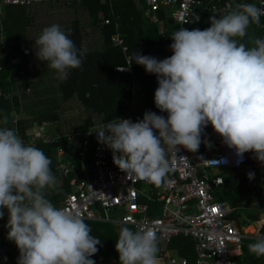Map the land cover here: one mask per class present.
Segmentation results:
<instances>
[{
    "label": "clouds",
    "instance_id": "9594fccd",
    "mask_svg": "<svg viewBox=\"0 0 264 264\" xmlns=\"http://www.w3.org/2000/svg\"><path fill=\"white\" fill-rule=\"evenodd\" d=\"M262 16L264 7L235 3L219 18L211 17L205 30L174 31L170 57L158 60L136 50L135 63L157 77L155 106L168 115L146 111L138 122L117 118L94 124L89 134L96 133L98 142L112 151L121 171L156 187L170 184L169 151L183 146L197 153L201 143L211 150L204 131L209 124L235 150L237 163L252 152L264 165V38L248 37L251 25L264 27ZM245 37L248 43L242 42ZM34 42L36 56L56 71L57 79L66 80L70 69L82 70L86 50L78 49L58 24L45 27ZM3 122L7 125V117ZM51 164L15 128L0 127V219L7 209V238L19 249L17 264H96L90 257L102 242L91 234L82 213L58 208L48 198L57 187ZM254 176L248 173L250 180ZM163 238L146 225L135 231L121 227L115 244L119 264H157ZM248 250L264 257V237Z\"/></svg>",
    "mask_w": 264,
    "mask_h": 264
},
{
    "label": "built area",
    "instance_id": "2783aa9c",
    "mask_svg": "<svg viewBox=\"0 0 264 264\" xmlns=\"http://www.w3.org/2000/svg\"><path fill=\"white\" fill-rule=\"evenodd\" d=\"M36 1L42 0H0V9L6 5L27 6ZM144 1L151 13L161 6L171 7L170 14L179 24L178 30L182 27L193 30L190 24L199 25L202 21L201 12L204 11L207 13L206 29L209 28L210 18L225 13L233 2V0ZM258 1L257 7H264V2ZM196 17L199 19H195ZM105 22L107 23L108 20L106 19ZM1 35L0 27V39ZM122 42L119 36L112 37L114 45H122L126 50ZM0 43L3 42L0 40ZM3 48L6 47L2 46L0 50ZM172 54L171 50L167 57ZM125 61L126 66L118 65L116 69L129 71L131 56L126 54ZM153 80L158 84L155 75ZM25 90L29 92L30 89L27 87ZM16 92L17 90L3 94L0 91V94L4 98H9ZM153 112L165 118L168 115L158 108ZM144 113L132 111L119 118L138 122L143 119ZM18 121L17 115H13L8 125L2 127L15 128L26 144L35 146L39 141L47 144L55 142L58 138L44 133L42 128L50 125L46 122L38 133L28 137L23 136L17 127ZM106 122L108 121L102 123ZM94 130V127H91L84 133L65 134L64 139L68 145L57 147L59 156L55 167L60 175L66 177L73 168L70 157L64 155L71 146L75 147V152L81 157L89 153L92 157V166L89 174L72 183V190L56 207H66L69 210L74 208L82 213L85 220L114 222L130 226L134 231L137 225L152 227L157 230L158 235H163L162 242L165 244L178 235L190 237L196 243L194 264H237L232 248L242 243L246 232L232 216L235 208L216 196V188L222 184L223 178L216 174L215 169L244 165L247 162L246 153L243 161L237 163L239 157L236 156L235 150L224 145L217 133H214L210 139L213 145L211 150L206 148L201 153H192L183 146H178L169 151L172 169L168 175L171 183L156 187L134 176H127L121 171L114 164L112 151L98 142L96 133L89 134ZM201 156L204 160L199 159ZM223 159L227 162H221L218 165L211 162V160L223 161ZM2 210L5 215L0 219V241L3 235L8 236L9 231L6 227L9 214L7 209ZM109 212L114 213L115 217H111ZM256 236L264 237V233ZM90 258L95 260L96 264H105L93 256ZM163 264H186V259L177 260L174 257H168Z\"/></svg>",
    "mask_w": 264,
    "mask_h": 264
},
{
    "label": "crops",
    "instance_id": "0c3cea01",
    "mask_svg": "<svg viewBox=\"0 0 264 264\" xmlns=\"http://www.w3.org/2000/svg\"><path fill=\"white\" fill-rule=\"evenodd\" d=\"M236 2L238 1L233 0L232 5H234ZM240 2L248 3V0H242ZM254 2H256V6L259 5L258 0H254ZM83 4V0H42L36 1L27 6L6 5L0 9V26L5 17L6 11H9L8 16L12 15L14 12H18L20 10V7H25V10L27 12L29 11L28 13L31 12L29 15V17H32V19L30 20V22H32L31 24L27 25V21L23 19V23L26 26L25 31L27 33V36L29 37H39L42 30L45 27H48V25L46 24H58L62 30H64L66 33H69L71 37L70 39L72 40L75 39V32L78 29L77 31H79L82 37V49L86 50V53H103L105 51V40L108 38V30L105 25L113 24L114 31L110 34L111 36L109 35V42L111 46L119 48L123 56V62L116 64L114 68L117 72H124L130 75V78L128 79L129 88L124 87L122 90H115V92L117 93L113 96L111 95L108 97V99H112L113 97H115V99H112L113 106L107 104L108 108L106 107L107 109H103L104 114L95 116V121L87 128L78 131L74 130L73 128L69 130V128L68 133H84L91 127H94V124L97 122L113 120L122 117L132 111L153 112L157 108L154 102V94L155 90L158 87V84L153 80L154 74H148L143 66L136 64L135 61L133 62V57L137 50L142 55H150L156 57L158 60L167 58L171 51L169 46L171 43H173L171 36L174 31L178 30L179 26V24L172 18L170 14L171 7L161 6L157 11L151 13L148 11V7L144 0H95L90 11L89 7L84 6V8H82L81 6ZM104 7H106L107 9H105ZM201 15L202 23L196 26L191 23V28H198L200 30L206 29L207 13L204 11L201 12ZM204 17H206V19L203 22ZM217 18H219V15L217 16ZM106 19L108 20L107 23L105 22ZM71 28H73L74 31H72ZM115 35L119 36L123 40L122 44L126 47V50L123 49L122 45H114L112 43V37ZM1 37L3 39L5 38L4 32H2ZM248 37H253V33L248 32ZM248 37H245L244 41L242 42L248 43ZM130 45L133 46L132 49H130ZM126 54L131 56V63L129 65L130 70L118 71L116 69L118 65H127L125 61ZM8 63H10L11 65L12 60ZM96 63L99 64L100 60L97 59ZM49 69L50 67L48 66V64L38 63L33 66L30 65L28 68L30 73L24 78L23 81L26 82V87H30L29 76H33L34 73H37L38 76H41L43 74L45 75V71H48ZM55 76L56 73L54 74V79ZM121 76L125 77L127 75ZM122 77L118 76V79L121 80ZM37 81L38 82H35V84L39 85L38 87H41L42 82L39 80ZM120 92L122 93L120 94ZM29 96L30 94L27 93L26 97H20L19 111L13 102L14 97H2V99L9 101L12 105V108L8 112V121L13 115H17L19 119L17 127L20 133L26 137L38 133L42 128L44 122L50 123L49 127L42 128V130H44V133L51 136L57 135L58 138L56 141L64 139L65 137L63 135L68 133H64L63 135L57 133V125H55L56 123H54V121H49L45 118L39 117L42 110L36 111V114L33 113L31 115L30 122L27 121L28 119L22 117V115H28L26 111H30V108L28 107L34 98L29 101L27 100L29 99ZM69 105H64L65 108L68 107L70 110L67 113L70 114V117L75 116V113L73 111L76 109V105ZM116 114L120 115L118 116ZM86 115L87 113L85 112L80 117L84 118L86 117ZM108 115L113 116V118L108 120ZM2 124L3 123H0V127L3 126ZM204 131L206 134V138L209 141L212 135L216 133L211 126H207ZM204 138L205 137L202 136V140ZM47 144L50 145L54 143L52 142ZM65 145H68L67 141L64 145L57 144L56 146L50 147L51 156L53 158V169L57 172L56 178L58 176L62 178V181L57 184V187L63 186L62 183L64 178V176L59 174L58 170L55 167L57 164V158L59 156L57 147ZM74 148V146H71V149L68 152L64 153V155L70 157V160L73 163V168L69 174L75 173L74 159L76 157L79 158L80 176H78L77 178H71L69 180V182L67 183L69 187L68 192L72 190V183L74 181L90 173L92 166V161L89 167L85 164L86 157L91 155L89 153H86L84 157H81L75 152ZM205 149L206 147L204 143H201V146L197 153H201L205 151ZM246 155L247 162L240 167L228 166L215 169V171L217 172L216 174L221 175L223 178L222 184L218 188H216V196L219 199L225 200L235 208L234 214L232 216L236 218L239 226H241L246 232V236L244 237L242 243L239 246L232 248V252L237 264H264V257L257 258L248 250V245L250 243H254L258 238L256 235L264 233V215H262V213H264V165H262L254 158V154L252 152L246 153ZM249 172L255 174L254 178L251 180L248 177ZM58 204L59 203H56L54 205L56 206ZM241 210H245V213L241 212ZM111 223L118 225V223ZM178 236L187 238L188 241H190L193 245L192 254H196L195 241L190 237H185L183 235ZM171 242H173L172 239L167 244L161 241L159 246L157 264H163L168 257H174L177 260L185 258L186 264H188L187 256L189 255H182L177 252V249L170 248L169 244ZM0 251L5 253L7 249L6 247H3L0 248ZM19 255V250H15L13 252V257L16 258L17 261ZM189 258L191 257L189 256ZM3 259H5V257L0 255V264H6ZM194 263L195 258L193 259V264Z\"/></svg>",
    "mask_w": 264,
    "mask_h": 264
},
{
    "label": "trees",
    "instance_id": "16d2710c",
    "mask_svg": "<svg viewBox=\"0 0 264 264\" xmlns=\"http://www.w3.org/2000/svg\"><path fill=\"white\" fill-rule=\"evenodd\" d=\"M85 1L86 0H83L84 4L81 7H89L90 11L95 0ZM237 1L238 2L236 3H241L240 1L242 0ZM248 3L256 5V2H254V0H248ZM104 8L107 9L106 7ZM25 9V7H20V10L18 12H14L10 16H8L9 11H6L5 17L0 26L2 27V32H4L5 34V40L3 38L0 39L3 42L2 44L0 43V48L2 46H5L7 48H3L2 50H0V66L2 67L0 69V91L3 94H6L10 93L11 91L17 90V92L12 93L10 97H14L13 102L18 111L20 110V97H26V94L30 92V90L29 92H26V90L24 91V87H26L27 85L26 82H23L24 78L30 73V71L28 70L29 66H33L38 63L48 64L47 62L40 61L36 56L35 52L38 51V47L37 45H35L34 41L38 37L27 36V33L25 31L26 26L23 23V19H25L27 21V25H29L32 23L30 22L32 17H29L31 12L28 13L29 11L27 12ZM205 19L206 17L203 18V22L205 21ZM261 22L262 24H264V16L261 17ZM46 25L51 26V24ZM105 26L108 30V38L105 40V51L103 53L85 52V55L83 57L82 70L81 68L70 69L68 78L66 80H59L55 76V79L58 82L57 91L60 92L62 100L60 104L57 105L55 112H48L43 117H40L45 118L49 121H54V123H56L55 125H57L58 127H56V132L60 135L68 133L71 128L76 131L87 128L95 121V116L92 115L93 112H101L102 109H105L106 107L108 108L107 104L113 106L112 99H115V97H113L112 99H108V97L116 94L117 92H115V90H122L124 87L129 88L128 79L130 78V75L124 72H117L114 68L116 64L123 62V56L119 48L111 46L109 42V35L114 31L113 24H107ZM71 29L72 31H74L73 28ZM77 30V33L75 32V39H73V41L78 49H82V37ZM248 32H252L253 37L264 38V27H256L255 25H251ZM249 46L251 45L249 44ZM132 48L133 46L130 45V49ZM97 59L100 60L99 64L96 63ZM11 60L12 63L10 65V63L8 62ZM134 61L135 59L133 57V62ZM121 75L127 76L122 77ZM118 76L125 79L121 78V80H119ZM29 81L30 86L31 83L35 84L34 81L30 79ZM44 89L45 88H43V90ZM36 90H38L37 87ZM121 93L122 92H120V94ZM2 97L3 95L0 94V123H3L2 125H5L2 121H4V118L8 116V112L12 108V105L9 101L2 99ZM72 101H74V104L76 105V109L73 108L76 111H73L75 113V116L70 117V114L67 113L70 110L68 107L65 108L64 105L73 104ZM82 107L85 110L87 107L88 110V115H86V117L84 118L80 117L83 115L82 112L85 113V111H83L84 109L82 110ZM112 118L113 116L111 115L107 116L108 120ZM53 143L54 144L48 145L43 144L39 141L35 144V147L41 149L52 161L53 158L51 156L50 147L56 146L57 144L64 145L66 143V140L60 139L59 141H55ZM91 161V156H87L85 159L86 166L89 167ZM74 163L75 173H71L67 175V177L63 178V186L56 187L55 191L50 190L48 192V198L53 204L61 203L66 193L69 191V187L67 184L69 180L71 178H77L78 176H80V162L78 157L74 159ZM51 169L53 174L57 176V172L53 169V162L51 164ZM85 222L91 227V234L95 237H98L102 242V246L97 245L99 251L93 257L96 259H100L105 264H119V254L115 249V244L118 240L116 227H123L127 225H117L112 224L111 222L94 220H85ZM128 227L132 229L130 226ZM175 237H173L174 239L172 238L173 242L169 244V247L177 249V252L182 255H189L191 258L187 256L188 264H193V259L196 257V254H192V243L188 241L187 238H184L182 236ZM3 247H6L7 249L5 253L0 251V255L5 257V259H3L4 262L6 264H17V259L13 257V252L19 249L14 241H10L7 238V235H3L1 237L0 248Z\"/></svg>",
    "mask_w": 264,
    "mask_h": 264
},
{
    "label": "rangeland",
    "instance_id": "374dc122",
    "mask_svg": "<svg viewBox=\"0 0 264 264\" xmlns=\"http://www.w3.org/2000/svg\"><path fill=\"white\" fill-rule=\"evenodd\" d=\"M54 74H55V70L50 68L48 71H45V75L43 74L41 76H38L37 73H34L33 76H30V80H32V81L36 80L35 82H38L37 80H39L42 82V84H41V87H38L39 85L31 83V85L32 84L33 85L29 87L30 88V92H29L30 96H29V99H27V100L30 101L33 98L34 99L31 101V104L28 107V108H30L29 109L30 111L29 112L26 111V113L28 114L27 116H29V117L22 115L23 118L28 119L27 121L30 122L31 115L33 113L36 114L37 113L36 111L42 110V112L40 114V116H42V117L45 114H47L48 112H55L56 111L57 105L60 104L62 97L60 95V92L57 91V80L53 78ZM36 87H38L37 88L38 90H36ZM25 88H27V87H24V91H25ZM43 88H45V89L43 90ZM72 103L74 104V101H72ZM79 108H81V107H79ZM83 109L84 108L82 107V110ZM83 111L87 112V115H88L87 107H86V110L84 109ZM82 114H84V112H82ZM103 114H104L103 109L101 110V112L95 111L92 113L93 116H98V115L100 116ZM61 181H62V178L60 176H58L57 177V184H59ZM241 212L245 213V210H241ZM109 215L111 217H115L114 213L109 212ZM120 228H121L120 226L116 227L118 235H119Z\"/></svg>",
    "mask_w": 264,
    "mask_h": 264
}]
</instances>
